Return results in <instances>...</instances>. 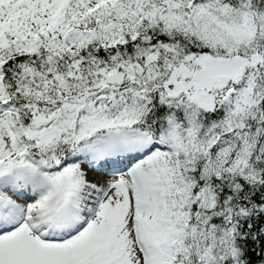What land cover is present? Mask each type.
Wrapping results in <instances>:
<instances>
[{
	"label": "snow or ice",
	"instance_id": "snow-or-ice-1",
	"mask_svg": "<svg viewBox=\"0 0 264 264\" xmlns=\"http://www.w3.org/2000/svg\"><path fill=\"white\" fill-rule=\"evenodd\" d=\"M0 264H264V0H0Z\"/></svg>",
	"mask_w": 264,
	"mask_h": 264
}]
</instances>
